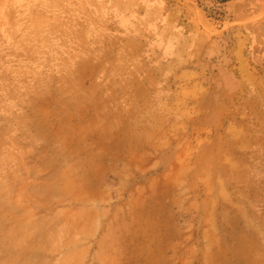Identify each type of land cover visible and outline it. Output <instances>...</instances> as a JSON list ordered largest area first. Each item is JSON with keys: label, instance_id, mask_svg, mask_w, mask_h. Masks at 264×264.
<instances>
[{"label": "rangeland", "instance_id": "1", "mask_svg": "<svg viewBox=\"0 0 264 264\" xmlns=\"http://www.w3.org/2000/svg\"><path fill=\"white\" fill-rule=\"evenodd\" d=\"M0 264H264V0H0Z\"/></svg>", "mask_w": 264, "mask_h": 264}]
</instances>
